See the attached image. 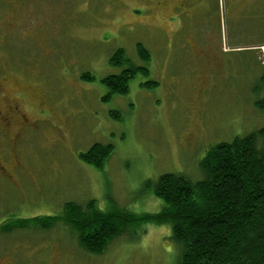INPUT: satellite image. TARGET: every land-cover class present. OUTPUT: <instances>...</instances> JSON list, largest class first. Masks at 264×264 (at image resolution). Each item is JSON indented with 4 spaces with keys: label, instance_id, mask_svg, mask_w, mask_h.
<instances>
[{
    "label": "rangeland",
    "instance_id": "rangeland-1",
    "mask_svg": "<svg viewBox=\"0 0 264 264\" xmlns=\"http://www.w3.org/2000/svg\"><path fill=\"white\" fill-rule=\"evenodd\" d=\"M244 1L0 0V111L18 105L35 123L0 132V264L180 263L169 225L93 255L69 226L19 221L61 216L70 202L157 214L165 203L149 184L202 180L219 143L264 129V0ZM132 67L145 73L112 95L104 79ZM95 144L114 149L102 169L81 158Z\"/></svg>",
    "mask_w": 264,
    "mask_h": 264
},
{
    "label": "trees",
    "instance_id": "trees-1",
    "mask_svg": "<svg viewBox=\"0 0 264 264\" xmlns=\"http://www.w3.org/2000/svg\"><path fill=\"white\" fill-rule=\"evenodd\" d=\"M138 51L142 60H148L142 45ZM120 56L124 57L123 50L111 58V65L120 66ZM123 59L122 64L128 63ZM124 71L104 79L112 95L128 94L131 79L137 72L145 73L139 67ZM257 106L264 111V99ZM113 150L95 144L81 158L102 169ZM200 165L202 180L169 173L148 185L165 203L157 214L103 212L94 202L86 206L70 202L61 216L21 220L19 226L48 231L60 222L69 226L86 252L102 255L115 238L133 229L169 225L172 239L181 249L179 264H264V129L219 143Z\"/></svg>",
    "mask_w": 264,
    "mask_h": 264
},
{
    "label": "flooded vegetation",
    "instance_id": "flooded-vegetation-1",
    "mask_svg": "<svg viewBox=\"0 0 264 264\" xmlns=\"http://www.w3.org/2000/svg\"><path fill=\"white\" fill-rule=\"evenodd\" d=\"M42 112H45V111L43 110ZM50 118H52V117H50ZM20 120H21V122H20ZM45 122L51 123V121H49L47 119ZM39 123L41 124L43 122H39ZM12 125H17V126L21 125L19 127V130H18L19 133L21 132V133H26V134L32 133L34 128H35V123L30 124L29 120L22 113V111L18 105L10 107V111H8V112L0 111V132L5 133L8 129L11 128ZM15 137H17V136H15ZM0 174L5 176V168L2 166L1 161H0Z\"/></svg>",
    "mask_w": 264,
    "mask_h": 264
},
{
    "label": "crops",
    "instance_id": "crops-1",
    "mask_svg": "<svg viewBox=\"0 0 264 264\" xmlns=\"http://www.w3.org/2000/svg\"><path fill=\"white\" fill-rule=\"evenodd\" d=\"M166 1V0H165ZM245 2V1H244ZM246 2H248L249 4H253L254 3V0H252V1H249V0H247ZM245 2V3H246ZM263 45H258V46H256V47H262Z\"/></svg>",
    "mask_w": 264,
    "mask_h": 264
},
{
    "label": "bare ground",
    "instance_id": "bare-ground-1",
    "mask_svg": "<svg viewBox=\"0 0 264 264\" xmlns=\"http://www.w3.org/2000/svg\"><path fill=\"white\" fill-rule=\"evenodd\" d=\"M261 50H263V53H264V48H261Z\"/></svg>",
    "mask_w": 264,
    "mask_h": 264
}]
</instances>
